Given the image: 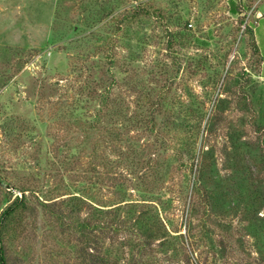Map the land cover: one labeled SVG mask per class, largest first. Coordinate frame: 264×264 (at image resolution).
I'll return each instance as SVG.
<instances>
[{"label":"rangeland","instance_id":"374dc122","mask_svg":"<svg viewBox=\"0 0 264 264\" xmlns=\"http://www.w3.org/2000/svg\"><path fill=\"white\" fill-rule=\"evenodd\" d=\"M235 2L241 13L228 0H0V213L26 189L1 230L7 264H84L91 248L58 214L106 226L95 229L105 264H264L249 206L264 197V0ZM136 3L145 11L130 17ZM104 95L130 125L164 99L155 130L126 133L129 158L121 143L117 155L86 142ZM166 113L180 133L166 132ZM189 141L196 162L214 163L199 195L182 165ZM141 150L160 157L146 181ZM232 187L241 201L222 198ZM72 191L89 203L64 207Z\"/></svg>","mask_w":264,"mask_h":264},{"label":"trees","instance_id":"16d2710c","mask_svg":"<svg viewBox=\"0 0 264 264\" xmlns=\"http://www.w3.org/2000/svg\"><path fill=\"white\" fill-rule=\"evenodd\" d=\"M243 8H244L243 5L237 4L235 2V0H228V11L231 14L241 13V11H242L241 9H243ZM144 11L145 10H144L143 5L141 6L140 3H136V4H134V6L131 9H129L127 14H130V17H137V16L143 14ZM125 16H127V15H125ZM242 21H243V19H241V22ZM189 26H190V24H189ZM248 30H249V34L251 36L252 35V29L249 28ZM163 102H164V99L162 101L157 100L156 103H153V105L151 107L153 109H150L149 113L144 114L145 116L143 115V116H140L138 118L135 117L136 124L130 125V124H132V123H130L132 117H131V115L126 114V110L124 108H122L123 106L121 105V102L120 101L114 102V99H109L106 95L102 96L100 98V108L98 109L97 115H95L96 118L93 119V122H91L89 127H88V131H86L87 132V134L85 136L86 142H90V144L88 146H90V148L93 149V153H96L101 143H104V145H109V144L113 143V145H109V146L114 151V153H117V155H120V153H121L123 159L129 158L130 154L133 151H130V140L126 139V137H125L126 133L129 132L131 126L139 127L140 125H143L144 127H148V129L150 128L151 131L155 130V127L157 126L156 122L158 120V114H159V112H161L162 109H164L163 108V105H164ZM115 103H117V104H115ZM171 110H169V111H171ZM100 113H103V115L102 114L100 115ZM166 114L168 115L167 116V122H165V124L163 125V127H165L166 132H168L169 127L171 128L172 126H174L171 128V131L174 133H180V128L178 126L176 127V123H175L174 119L169 120L170 115L168 113H166ZM103 118L105 120L104 122L102 121ZM199 125L200 124H192V125L189 124V126H192V127H196ZM260 129H263L262 132L264 131V127L260 128ZM189 132H190V134L193 133V131H189ZM156 133H158V132H156ZM114 142L117 144L118 143L123 144L126 151L120 152V150H121L120 146L121 145H118V147H117ZM194 149H195L194 146L192 147V144L189 141V143H187L185 145V150H182L180 154L183 155V157H184V161L182 162V165H184V168H186L190 172H192V173L194 172V174H196V177L194 178V183L192 181V184H191L192 185L191 191L193 190V192L195 194L199 195L200 187L204 184L205 185L209 184V183H205L204 178H203V172L205 171V168L212 166L214 163L213 162L211 163L209 160H207V157H203V158H201V160L199 162H196L195 159L198 161V155L195 154ZM143 150H144V148H143ZM143 150H141L137 156H135L136 152H134L133 157H136L135 162H136V166H138L136 169L137 170H139V169L143 170V172H142V173H144L143 180L146 181L152 175L157 177L158 174L160 173V169H159L160 157L158 154L157 156H154V158H151L150 161H148V157H147V159L145 158V156H144L145 152H143ZM74 158L76 159V161L78 160V156L74 157ZM261 158H262V160H261V163H262L261 167L262 168L261 169H264V150L261 154ZM100 159H101V157H99V159H97L95 162H97L98 164L101 165ZM111 164H112L111 161H108L107 165H111ZM90 165H91V163H89V166ZM235 165H236V163H234V168L236 169ZM64 168H66V166ZM94 169H95V167H94ZM196 171H197V173H196ZM94 178H97V177H94ZM89 184L92 185L93 182L89 181ZM143 184H145V183H143ZM232 190H233V187L228 188L227 191H223L222 192L223 194L221 195L222 198L231 197V198H236L237 201H241V194L242 193L241 192L235 193V190H233V191ZM25 191H26V189H23L22 194L16 195L14 197L13 201H11L9 204H7L5 206V208L0 213V264H7L6 257L4 254V249H3V246L1 244V234H2L1 230L4 228V225L10 221L15 210H17L18 207L23 206L22 202L25 199V195H24ZM75 193H77V192H75V191L69 192V195L66 196L67 199H64L65 200V202L63 204L64 207L67 208V203L69 202L72 205V207H75L76 209H78L79 204L81 202L87 201V199L84 198L83 195H76ZM260 195L261 194L252 196L254 199H252L251 195L249 197L250 198L249 206L251 208L252 216H253L251 219V221H253V222H251L252 227L250 229H252V231L255 233V228H261L262 227L263 228L262 229L263 230V236L262 237L264 238V214L262 215V218H259V220L256 221L258 213L260 212V207L264 206V197L263 196L261 197ZM45 200L46 199H44V198H43V200L41 199L42 203H43V201H44V203H47V202H45ZM212 203H214L216 205V208H218V196H217V194L213 196ZM201 204L203 205V208H205L204 207L205 203L203 204V202L201 201ZM71 211H74V210L71 209ZM143 219H144V217H141V221ZM67 220L68 219H66L62 214L57 215L58 225H60V227L62 228V232L65 233L66 231H69L71 228L76 233H78V235H80V238H83V240L86 241V245H88L87 247L91 248L90 251L83 252V253H87L86 256H83V254L81 252V255H82L81 258H83L85 260L84 264H88V262H89V264H105V262L108 260L107 253H103V255L99 253L100 250H99V245H98L97 240H96L97 236L95 234V231H96L95 229H98L97 231H99V232L106 231V226L103 228L102 226L96 225V223H91L90 221H87V219H81L75 226H72L71 222L67 221ZM155 225L156 226L145 227L146 228L145 231L148 232L147 236L150 239H152L155 236V233L157 231L156 227L158 226V224L155 223ZM161 227H163V226H161ZM141 232L142 231H139L137 234L140 237H143ZM261 244H264V239L262 240ZM84 248H85V246H84ZM108 264H111V263L108 262Z\"/></svg>","mask_w":264,"mask_h":264},{"label":"built area","instance_id":"2783aa9c","mask_svg":"<svg viewBox=\"0 0 264 264\" xmlns=\"http://www.w3.org/2000/svg\"><path fill=\"white\" fill-rule=\"evenodd\" d=\"M257 17V16H256ZM260 16L258 15V17L257 18H259Z\"/></svg>","mask_w":264,"mask_h":264}]
</instances>
